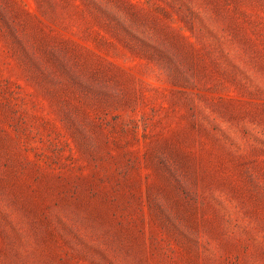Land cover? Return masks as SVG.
Segmentation results:
<instances>
[{"label":"rangeland","instance_id":"1","mask_svg":"<svg viewBox=\"0 0 264 264\" xmlns=\"http://www.w3.org/2000/svg\"><path fill=\"white\" fill-rule=\"evenodd\" d=\"M0 264H264V0H0Z\"/></svg>","mask_w":264,"mask_h":264}]
</instances>
